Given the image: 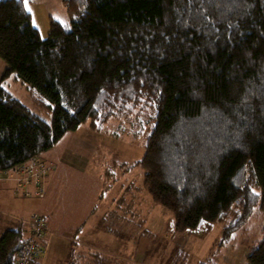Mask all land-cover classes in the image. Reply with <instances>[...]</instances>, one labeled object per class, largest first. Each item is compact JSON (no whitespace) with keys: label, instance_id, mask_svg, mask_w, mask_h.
<instances>
[{"label":"trees","instance_id":"trees-1","mask_svg":"<svg viewBox=\"0 0 264 264\" xmlns=\"http://www.w3.org/2000/svg\"><path fill=\"white\" fill-rule=\"evenodd\" d=\"M64 4L70 27L51 18L43 38L24 0H0V172L41 158L87 121L102 130L115 120V136L144 140L133 165L152 203L171 213V234L220 223L223 242L264 219V0ZM11 75L39 113L3 85ZM27 219L0 236V264H16L37 239ZM259 232L244 264H264V221ZM100 254L74 251L69 264H101Z\"/></svg>","mask_w":264,"mask_h":264},{"label":"rangeland","instance_id":"rangeland-1","mask_svg":"<svg viewBox=\"0 0 264 264\" xmlns=\"http://www.w3.org/2000/svg\"><path fill=\"white\" fill-rule=\"evenodd\" d=\"M42 3L45 7L57 12V14H60L61 8L63 7L59 0H43ZM67 15L68 14L63 16V20L65 19V25L69 28L70 19ZM48 31L49 30L45 28H41L40 32L43 38L48 36ZM7 67L8 64L6 61L0 57V80ZM3 85L14 96L23 101L32 110L39 113L29 96L26 85L17 80L14 75L6 78ZM44 117L47 119L50 118L49 115H44ZM108 123L109 124L106 123L103 125V129L100 130L93 128L92 123L87 121L80 125L75 131L67 132L53 148V153L58 157L67 154L70 159L77 157L89 162L84 169L77 167L82 173L75 171L65 173L67 177L66 179L63 178L65 180L64 186L62 185L63 179L56 186V195L58 198L63 197L64 193H66L63 199L66 198L67 201L65 203L61 202V207L65 206V204L71 200L69 208L54 209L53 207V209H49V207L52 206L49 196H47L46 200L44 197L26 198L24 201L25 209H21L22 213L27 214L31 211H33L32 213L39 212L37 211L39 210L38 207L46 201L44 211L41 209V213L45 214L47 218L46 220H50L51 210H60L59 215H62V213L66 211L64 215V227L68 233L73 234L72 225L79 221L81 222V218L88 212L87 208L90 207L91 214L101 211L102 206H100V204L99 206L96 205L99 203L100 197L102 198V192L104 193V202L108 199L109 191H113L112 189L117 193L131 191L135 199H141V201L145 200V195L151 200L150 196L143 188V171L139 166L133 165L145 155L146 149L143 138L139 140L136 139L135 141L125 133L115 136L114 131L115 128H117L118 121L113 120ZM76 179L78 183H76ZM149 201H147L148 204L143 202L140 203L138 207L131 208L130 206L133 203L128 199L125 200V198H119V196H117L116 209H150L154 204H151L152 200L151 202ZM118 202H121L123 207H121ZM152 209L155 210L153 211V215L149 217L150 220L147 227L148 234L152 235L146 236L150 239V243L154 245L157 243V247L154 251H151V245L149 244L148 252H151L148 254L147 260L141 261L143 264H201L204 262H207V264H242V262L246 260L247 255L257 246V242L261 238L259 231L264 219L260 214L256 222L250 223L249 230L240 229L236 231L229 240L224 239L223 242H221V239L223 237L224 227L220 223L214 224L213 228L212 226L204 225L195 232L174 233L175 235L179 234V236H177L178 243L176 242V238H174V242H172L171 237L167 238L166 234L161 233L169 224L167 218L171 217L172 220L171 213L160 206H155ZM7 211L13 212L10 209ZM127 216L129 217V215ZM137 222L140 224L139 221ZM136 227L139 228V226ZM140 227L142 228L143 224L140 225ZM110 229H113V226H110L106 222L105 227L101 230L104 238H100L99 235L96 236L94 233L92 235L89 234L88 237L90 239H96L101 246L110 250H121L116 242L108 240V235L116 236L114 231L110 232ZM138 231L139 230H136L133 226L126 234L131 232L136 234ZM124 232L125 229L119 228L116 233L120 235V233ZM55 238L60 239L58 236ZM125 238L128 239V237L125 236L123 240ZM56 242L55 240L48 256V261L51 264H55L57 261L56 259L68 257L72 251L70 244ZM176 243L177 245L180 244L178 252L175 250L177 249ZM105 255L107 254H100L101 264H107L108 257L105 258ZM112 264H114V262Z\"/></svg>","mask_w":264,"mask_h":264},{"label":"crops","instance_id":"crops-1","mask_svg":"<svg viewBox=\"0 0 264 264\" xmlns=\"http://www.w3.org/2000/svg\"><path fill=\"white\" fill-rule=\"evenodd\" d=\"M43 0H28L27 9L31 12L33 22L34 24L39 28L41 31V28H45L47 30L50 29V20L51 18L57 19L62 23H66L63 20V16L68 14L67 9L64 4V0H59L61 2V8L60 14H57V12L50 10L49 8L45 7L42 3ZM69 17V14L67 15ZM49 32V31H48ZM54 148V147H53ZM51 149L45 153L42 154L41 158L53 165V170L49 173L48 177L45 180V189H46V195L45 200L47 196H49L51 201V207L49 209H68L70 206V201L65 204V206L60 205V203H65L67 199H63L66 195L64 193L63 197H59L56 195V186L62 181V179H66L67 174L69 172H81L77 167H81L84 169L87 167V163H89L87 160H83L77 157H73L72 159L68 158L67 154H64L61 157H58L53 153L54 149ZM62 181V185L64 186V180ZM76 183H78L76 179ZM26 190H33V186L29 185L25 188ZM24 189V190H25ZM113 191L108 193V199L106 202H104V193H101L102 198L100 197L99 203L96 206H102L101 211L99 213L93 212L94 214H91L90 207L87 208V213L83 218H81V222L74 223L72 225V231H74L73 234L68 233L65 230L64 227V215L66 214V211L60 214V210H49L51 212L50 214V220H46L48 223L49 230L51 231L49 241H48V247H47V253L43 257L41 264H51L48 261V256L52 250V246L54 241L56 240L59 243H68L70 244L72 251L69 254L68 257H65L63 259H56L55 264H69L70 259L72 256V253L75 251L76 257L82 258L84 255L91 254L92 252H100L105 255L108 258H112L108 260L109 264H143L141 261L147 260L148 254L151 251H154L157 247V243L155 245L153 243H150V239L146 235H152L148 234V224H149V217L153 215V211L155 209H152L155 207L151 206L150 209H116L117 206V196L128 199L131 203H133L130 207H138L140 203H147L150 199L145 195V200L141 201V199H135V196L133 195V192H116L114 189ZM51 192V194H50ZM26 198H38V197H26L24 196L23 190H18L16 187L15 182L13 181H0V236L3 234V232L8 229L15 227L18 225L21 221V219H27L33 211L30 213H22L21 209H25V199ZM72 199V198H71ZM151 202V200L149 201ZM120 203L121 207L122 203ZM148 204V203H147ZM152 204V202H151ZM135 205V206H133ZM46 207V201H44L40 206L38 207L40 213L41 209H45ZM8 209L12 210L13 212L7 211ZM97 209V208H95ZM157 210V209H156ZM48 211V212H49ZM38 212V213H39ZM22 213V214H21ZM152 213V214H149ZM42 214V213H41ZM44 215L45 219L46 216ZM98 215V216H97ZM129 215V217L127 216ZM169 220L168 226L161 231V233H164L167 235V238L171 237L172 242H174V238H176V242L178 243L179 234L170 233L169 226L170 222H172L171 217L167 218ZM14 221V222H12ZM139 221L140 224L137 222ZM109 224L110 226H113V229H110L111 231H114L116 236H109L108 240L116 242L117 245L120 246L121 250L113 251L110 250L104 246H101L96 239H90L88 237L89 234H95L96 236L99 235L100 238H104L103 233L101 230L105 227V224ZM16 223V225H15ZM143 224V227L141 228L140 225ZM15 225V226H14ZM135 227V229L139 230L136 234L127 233L131 227ZM136 226H139L137 228ZM119 228L125 229L124 233L117 234ZM213 228V226H212ZM128 230V231H127ZM66 231V232H65ZM58 236L60 239H56L55 237ZM125 238L123 240L124 237ZM123 237V238H121ZM56 242V243H57ZM177 249H175L177 252L179 251L180 244L177 245ZM149 244L151 245V251L149 250ZM116 245V246H117ZM172 251V250H171ZM128 253V254H126ZM136 256V257H135ZM248 256V255H247ZM112 260H119V261H112ZM80 261H78L79 263ZM245 261L242 262L244 264ZM54 264V263H52ZM84 264V263H82Z\"/></svg>","mask_w":264,"mask_h":264},{"label":"built area","instance_id":"built-area-1","mask_svg":"<svg viewBox=\"0 0 264 264\" xmlns=\"http://www.w3.org/2000/svg\"><path fill=\"white\" fill-rule=\"evenodd\" d=\"M53 168V165L45 162L42 158L35 157L8 172H0V181H13L18 190H23L25 196L43 198L46 194L45 180ZM29 185L33 186V190L25 189ZM242 201H244V197L240 196L237 202L242 203ZM24 221L32 226L37 239L31 240L22 248L17 256L16 264H34L46 250L40 240L48 231L47 223L38 213H32L29 219Z\"/></svg>","mask_w":264,"mask_h":264},{"label":"snow or ice","instance_id":"snow-or-ice-1","mask_svg":"<svg viewBox=\"0 0 264 264\" xmlns=\"http://www.w3.org/2000/svg\"><path fill=\"white\" fill-rule=\"evenodd\" d=\"M24 3H25V7L27 8L28 0H24Z\"/></svg>","mask_w":264,"mask_h":264}]
</instances>
